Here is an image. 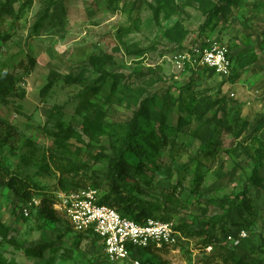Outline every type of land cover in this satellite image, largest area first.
Instances as JSON below:
<instances>
[{"label": "rangeland", "instance_id": "374dc122", "mask_svg": "<svg viewBox=\"0 0 264 264\" xmlns=\"http://www.w3.org/2000/svg\"><path fill=\"white\" fill-rule=\"evenodd\" d=\"M12 10L16 17L0 18V71L16 89L0 94V160L39 192L21 202L0 186V264H108L96 239L77 244L65 219L47 221L28 205L88 188L98 202L121 195L134 214L145 209L144 220L185 236L144 264H264V158L261 182H248L264 150V0H14ZM200 43L227 47L229 77L178 69L175 53ZM103 55L111 61L95 70L90 57ZM85 87H97L96 97L77 114ZM146 98L143 129L155 155L139 174L129 163L127 187L112 192L109 136ZM219 118L226 126L206 155Z\"/></svg>", "mask_w": 264, "mask_h": 264}, {"label": "trees", "instance_id": "16d2710c", "mask_svg": "<svg viewBox=\"0 0 264 264\" xmlns=\"http://www.w3.org/2000/svg\"><path fill=\"white\" fill-rule=\"evenodd\" d=\"M225 6H228L230 3L236 0H222ZM14 0H5L4 2H0V18L4 16L16 17L12 10V4ZM220 11V8H215L212 13H216ZM211 14L207 15V21L211 19ZM37 23L35 28L38 27ZM111 61V57L109 55L103 56H92L89 59V63L96 70L97 66L102 63H108ZM32 62V61H30ZM211 70V69H209ZM213 71V70H211ZM29 74V71L26 72V75ZM76 83L77 79H73ZM15 82L11 75H9L6 71H0V94L2 96H7L10 93L15 91ZM97 87H85L78 94L77 98L79 99L78 105L75 108V112L77 114L85 113L89 107H91V101L96 97ZM152 98H146L140 102V109L138 112L132 117L128 124H126L123 129L118 131L115 134L109 136V142L112 146V155H110L108 159V173L106 174L110 179L111 191L118 192L121 186L127 187L124 182L127 178H131L128 173V165L131 163L135 169L134 174H139L143 171V162H150L155 155V149L157 146L152 145L150 141L153 139V135L148 133L147 130L143 129V123L146 121V108L150 106ZM156 119L160 123V131L161 135L164 130V117L163 115H158ZM224 121L221 118L217 119V121L212 125V127H208V135L205 138L203 148L201 152L204 154H208L206 151L210 148V146L217 143L218 134L221 131V128L226 126ZM209 125V124H208ZM204 127H207L204 126ZM246 127V123L242 124V130ZM206 130V129H205ZM164 137V134L162 135ZM165 138H163V141ZM264 158V150L262 154L254 160V165L252 168L251 176L248 179L250 183H259L261 179L258 177L259 170L262 166V160ZM58 171L61 174L67 173L68 171L65 168L58 167ZM124 184V185H123ZM0 186L7 188L10 190L14 196L21 202H25L30 199L32 196L36 195L38 191L37 185L32 181L25 179L10 171L8 167L0 160ZM73 186V185H71ZM97 185L94 184V188ZM73 187H79V185H75ZM126 201L123 196H116L114 199H110L109 196H105L99 200V204H103L109 206L111 208L116 206V211L120 216L131 219L135 222L144 221V217L147 213L145 209H141V212L138 214H134L131 205H124ZM54 204L53 198L43 197L41 199V204L36 206H31V209L37 208L38 216L44 218L50 222H61L65 217L55 212L52 208ZM230 212L238 211V207L235 205L233 201L231 203L230 208L228 209ZM30 211V210H29ZM150 216V214H148ZM147 217V216H146ZM145 217V218H146ZM146 220V219H145ZM67 222V220L65 219ZM68 223V222H67ZM69 225V224H68ZM70 226V225H69ZM0 228H4L2 223L0 222ZM71 228V227H70ZM76 243L80 242V239L83 240L86 237L82 234H77ZM42 248V247H41ZM160 250H164L160 249ZM151 248H147L139 253V260L143 256L153 254L157 251ZM36 252V251H35ZM141 264H144L141 262Z\"/></svg>", "mask_w": 264, "mask_h": 264}, {"label": "built area", "instance_id": "2783aa9c", "mask_svg": "<svg viewBox=\"0 0 264 264\" xmlns=\"http://www.w3.org/2000/svg\"><path fill=\"white\" fill-rule=\"evenodd\" d=\"M175 54L178 69H184V64L187 63L193 68L211 69L220 77L227 78L230 75L231 63L225 46L200 43ZM96 195L97 191L90 188L79 192L60 193L54 197L53 209L65 217L74 232L84 235L85 239H96L108 264H141V251L147 248L172 249L186 241L181 231L175 229L171 223L156 219L135 222L120 216L115 209L99 204ZM28 205L38 206L32 201ZM28 213L26 209L24 215L28 216ZM235 235L238 239L246 237L245 231L241 229ZM231 238L229 235L228 240ZM206 250L211 251L212 246L207 245Z\"/></svg>", "mask_w": 264, "mask_h": 264}]
</instances>
